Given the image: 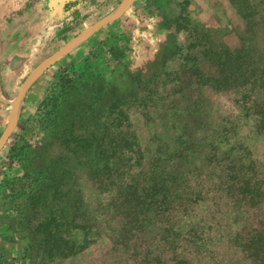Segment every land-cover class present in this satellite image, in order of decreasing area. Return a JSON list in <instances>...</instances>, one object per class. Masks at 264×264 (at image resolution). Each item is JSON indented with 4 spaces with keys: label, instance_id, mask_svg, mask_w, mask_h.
Returning <instances> with one entry per match:
<instances>
[{
    "label": "rangeland",
    "instance_id": "obj_1",
    "mask_svg": "<svg viewBox=\"0 0 264 264\" xmlns=\"http://www.w3.org/2000/svg\"><path fill=\"white\" fill-rule=\"evenodd\" d=\"M39 1L23 0L0 22V264L31 260L26 219L33 216V194L50 182L51 167L75 172L85 200H95L79 140L90 133L100 137L105 126L116 131L111 122L118 108L110 106L120 100H126L133 129L150 155L158 144L185 140L189 119L209 121L218 158L211 155L203 166L191 167L168 222L201 245L198 253L187 251L190 258L249 264L236 236L264 222V196L249 201L216 160L231 155L253 161L264 190V130L243 108L239 92L202 86L195 69L202 32H220L227 45H239L246 22L230 0H129L124 6L125 0H42L45 9L57 7L52 32L36 15ZM92 28L77 42L76 36ZM56 51L48 61L64 54L22 91L32 71ZM72 238L81 241L82 232ZM109 248L103 238L52 264H105Z\"/></svg>",
    "mask_w": 264,
    "mask_h": 264
},
{
    "label": "trees",
    "instance_id": "obj_2",
    "mask_svg": "<svg viewBox=\"0 0 264 264\" xmlns=\"http://www.w3.org/2000/svg\"><path fill=\"white\" fill-rule=\"evenodd\" d=\"M262 1L230 0L246 22L237 47L227 45L220 32H202L201 47L194 49L199 60L195 69L203 78L201 85L239 92L243 108L256 117L260 130H264ZM125 103L120 100L110 106V110L118 108L111 122L116 131L105 126L100 137L90 133L79 140L78 155L86 157L81 167L89 171L98 192L95 200H85L75 172L51 167L50 182L33 194V216L26 219L31 260L20 264H52L80 254L103 238L110 242L105 264H206L187 254L198 253L201 245L186 240L168 221L191 167L198 163L203 166L209 156L219 155L218 145L213 146L217 138L208 131L209 121L204 116L198 122L189 119L183 126L185 140L177 137L173 146L158 144L150 155L133 129ZM177 117L175 114V121ZM196 123L197 131L193 129ZM206 147L210 149L205 152ZM216 161L222 163L221 173L232 181L230 185L249 201L264 196L253 161L247 163L231 155ZM76 231L82 232L81 241L72 238ZM236 241L249 264H264V222L246 233H237Z\"/></svg>",
    "mask_w": 264,
    "mask_h": 264
},
{
    "label": "crops",
    "instance_id": "obj_3",
    "mask_svg": "<svg viewBox=\"0 0 264 264\" xmlns=\"http://www.w3.org/2000/svg\"><path fill=\"white\" fill-rule=\"evenodd\" d=\"M38 3L41 6V8L39 9L38 12H36V15L38 18L41 19L42 22L44 21L49 22V24L46 25V28L49 32H52L53 21L56 19L54 15L56 14L57 7H50L49 9H45L44 5L42 4V0H40L37 3L35 2V5ZM22 5H23V0H0V22L3 23L5 20H7L9 16L14 14V12L12 11ZM27 12L28 10H25L24 14L19 13L17 17L22 18ZM0 32H3V29H0Z\"/></svg>",
    "mask_w": 264,
    "mask_h": 264
},
{
    "label": "bare ground",
    "instance_id": "obj_4",
    "mask_svg": "<svg viewBox=\"0 0 264 264\" xmlns=\"http://www.w3.org/2000/svg\"><path fill=\"white\" fill-rule=\"evenodd\" d=\"M132 1V0H131ZM129 2V0H125V3H123L122 4V6H124L126 3H128ZM127 6V5H126ZM125 6V7H126ZM124 7V8H125ZM122 10H123V8H122ZM86 32H87V34H86ZM89 33H90V30H88V31H85V32H83L82 34H80L78 37H80V36H84V34H85V36H84V38L87 36V35H89ZM76 38V37H75ZM83 37H80V39L78 40L77 39V42H80L82 39H84ZM72 39H74V38H72ZM71 39V40H72ZM70 40V41H71ZM69 42V41H68ZM67 44V43H66ZM66 44H64L63 46H65ZM69 44V43H68ZM62 46V47H63ZM61 47V48H62ZM67 47L68 46H66L65 48L67 49ZM60 48V49H61ZM59 49V50H60ZM58 51H56L54 54H52L50 57H48V58H46L43 62H41L33 71H32V73L30 74V76H29V78L26 80V82H25V84H24V86H23V89H25L28 85H29V83L37 76V75H39L42 71H43V69L44 68H46L50 63H52L53 61H55L58 57H60L61 55H63V54H60V55H57L56 56V58H54L53 60H51V61H48L52 56H54L56 53H57ZM17 110H18V105H16V107H15V109H14V111H13V113H12V115H11V121H10V123H9V125L12 123L13 124V120H14V117H15V115H16V112H17ZM9 125H8V127H9ZM7 127V128H8ZM11 129V128H10ZM10 129L7 131V133L10 131ZM7 130V129H6ZM7 133H6V131H5V135H7Z\"/></svg>",
    "mask_w": 264,
    "mask_h": 264
},
{
    "label": "water",
    "instance_id": "obj_5",
    "mask_svg": "<svg viewBox=\"0 0 264 264\" xmlns=\"http://www.w3.org/2000/svg\"><path fill=\"white\" fill-rule=\"evenodd\" d=\"M88 30L91 31V30H93V28H92V29H87V30H85V31H88ZM85 31H84V32H85ZM82 33H83V32H82ZM82 33H80V34H82ZM80 34H79V35H80ZM79 35H78V36H79ZM78 36H76V37H78ZM74 38H75V37H74ZM69 41H70V40H69ZM44 69H45V68H44ZM37 76H38V75H37ZM37 76H36V77H37ZM36 77H35V78H36ZM35 78H34V79H35ZM26 88H27V87H26ZM26 88H25V89H26ZM25 89H23V87H22V91H24ZM15 107H16V106H14V108H13L11 114H10V117H9V123H10V121H11V115H12V113H13ZM8 125H9V124H8ZM10 131H11V130H10ZM10 131H9V132H10ZM9 132L7 133V135L9 134ZM7 135H6V137H7ZM6 137H5V139H6ZM5 139H4V140H5ZM4 140H3V141H4ZM2 144H3V143H2ZM2 144H0V145H2Z\"/></svg>",
    "mask_w": 264,
    "mask_h": 264
}]
</instances>
